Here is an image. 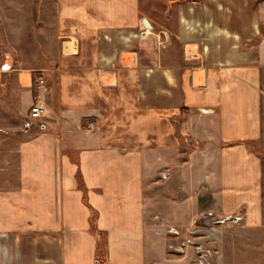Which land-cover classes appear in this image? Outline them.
Segmentation results:
<instances>
[{
  "label": "crops",
  "instance_id": "crops-1",
  "mask_svg": "<svg viewBox=\"0 0 264 264\" xmlns=\"http://www.w3.org/2000/svg\"><path fill=\"white\" fill-rule=\"evenodd\" d=\"M56 2L77 49L50 69L42 128L0 168V264H150L144 189L182 163V139L206 208L264 230V0H172L183 59L173 44L151 61L139 0Z\"/></svg>",
  "mask_w": 264,
  "mask_h": 264
},
{
  "label": "rangeland",
  "instance_id": "rangeland-1",
  "mask_svg": "<svg viewBox=\"0 0 264 264\" xmlns=\"http://www.w3.org/2000/svg\"><path fill=\"white\" fill-rule=\"evenodd\" d=\"M169 5L172 7V0H139V7L146 12L136 36H148V40L144 42L148 45L146 50L149 49L148 53L142 54L143 60H154L153 47H172L173 44L177 47V57L183 59V44L180 46L175 36L164 28L173 25V21L166 16ZM57 14L56 0H1L0 168L6 166L7 162L12 167L16 163L18 143L28 132L24 130V126L30 122V106L36 102V96L40 93L39 78L46 79V86L50 91V69L67 59L63 45L70 36L60 37ZM141 48L142 45L138 42L133 48L136 53L131 54L132 59H140ZM33 126L36 128L35 124ZM190 153L187 139H182V163L154 167L148 176L144 192L147 204V239L152 255L150 264H189L196 257L194 247L185 246L184 251L180 252L172 245L176 248L177 244L187 238V229L193 227L219 229L213 241L210 240L205 245L213 252L207 264H264V260H258L255 254L264 253V230L245 228L233 221L216 223L215 220L226 214L217 211L215 206L206 208L208 198L204 195V180L195 178L194 164L192 168L188 164ZM2 159L6 162H2ZM203 168L204 166H200V169ZM171 228H176L181 233H170ZM100 237L104 242V235L101 234ZM238 240L242 243L260 240V251L241 245ZM161 257L163 259L160 260Z\"/></svg>",
  "mask_w": 264,
  "mask_h": 264
},
{
  "label": "built area",
  "instance_id": "built-area-1",
  "mask_svg": "<svg viewBox=\"0 0 264 264\" xmlns=\"http://www.w3.org/2000/svg\"><path fill=\"white\" fill-rule=\"evenodd\" d=\"M66 43H70L67 45ZM77 49V40L73 39L71 37L67 38L66 41H64L63 45V52L64 53H74ZM39 90L40 93L36 96V102H34L30 106V115L29 119L30 122H27L24 126L25 131L31 130L35 125L42 128L43 124L41 122L42 116H43V97L44 93L48 90V87L46 86V79L44 77L39 78ZM34 122V124H33ZM243 214H226L221 219L215 220L216 223L222 224L226 223L227 221H233V222H240L243 219ZM219 229L217 227H209V228H203V227H193L187 229L188 236L187 238L181 242L180 244L172 245V247L177 251L183 252L185 246L191 245L195 249L196 257L189 263V264H207L209 263L213 252L210 248H206V243L210 240L213 241V237L217 235ZM170 233H173L175 235H179L181 232L176 228H171Z\"/></svg>",
  "mask_w": 264,
  "mask_h": 264
},
{
  "label": "bare ground",
  "instance_id": "bare-ground-1",
  "mask_svg": "<svg viewBox=\"0 0 264 264\" xmlns=\"http://www.w3.org/2000/svg\"><path fill=\"white\" fill-rule=\"evenodd\" d=\"M66 44H67V45H69L70 43H69V44H68V43H66Z\"/></svg>",
  "mask_w": 264,
  "mask_h": 264
}]
</instances>
